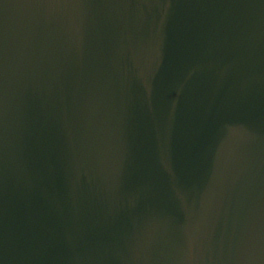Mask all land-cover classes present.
Segmentation results:
<instances>
[{
	"label": "water",
	"instance_id": "1",
	"mask_svg": "<svg viewBox=\"0 0 264 264\" xmlns=\"http://www.w3.org/2000/svg\"><path fill=\"white\" fill-rule=\"evenodd\" d=\"M0 264H264V0H0Z\"/></svg>",
	"mask_w": 264,
	"mask_h": 264
}]
</instances>
